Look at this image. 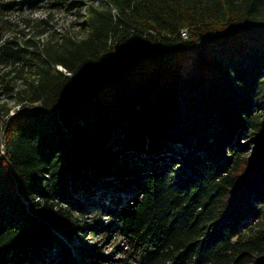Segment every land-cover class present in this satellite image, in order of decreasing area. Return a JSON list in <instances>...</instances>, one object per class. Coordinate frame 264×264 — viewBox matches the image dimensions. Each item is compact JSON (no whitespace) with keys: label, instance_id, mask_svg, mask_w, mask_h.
Wrapping results in <instances>:
<instances>
[{"label":"trees","instance_id":"16d2710c","mask_svg":"<svg viewBox=\"0 0 264 264\" xmlns=\"http://www.w3.org/2000/svg\"><path fill=\"white\" fill-rule=\"evenodd\" d=\"M0 264H264V0H0Z\"/></svg>","mask_w":264,"mask_h":264},{"label":"rangeland","instance_id":"374dc122","mask_svg":"<svg viewBox=\"0 0 264 264\" xmlns=\"http://www.w3.org/2000/svg\"><path fill=\"white\" fill-rule=\"evenodd\" d=\"M58 18H59V22H60L62 25H64V26H66V24L69 23V21L72 19L71 16H68V17H67V16H63V17L59 16ZM63 21H64L65 24L63 23ZM122 247H123V246H122ZM112 248H113V246L107 248V249L105 250V253H106V254H110V252H112V251H111ZM120 254H121V253H120ZM113 258H115V259H120V258H122V257L119 255V253H118V255H117V253H114V254H113Z\"/></svg>","mask_w":264,"mask_h":264},{"label":"built area","instance_id":"2783aa9c","mask_svg":"<svg viewBox=\"0 0 264 264\" xmlns=\"http://www.w3.org/2000/svg\"><path fill=\"white\" fill-rule=\"evenodd\" d=\"M181 35H182V37L186 38V36H187V31H186V30H183V31L181 32Z\"/></svg>","mask_w":264,"mask_h":264}]
</instances>
